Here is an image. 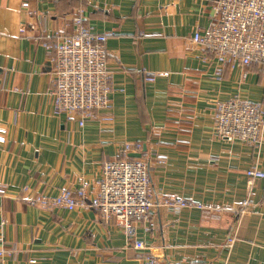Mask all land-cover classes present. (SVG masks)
Masks as SVG:
<instances>
[{
  "label": "crops",
  "instance_id": "crops-1",
  "mask_svg": "<svg viewBox=\"0 0 264 264\" xmlns=\"http://www.w3.org/2000/svg\"><path fill=\"white\" fill-rule=\"evenodd\" d=\"M214 2L0 0V247L17 250L6 264H141L149 254L162 264H264V177L252 183L246 173L256 159L264 170V142L258 152L220 137L214 120L217 102L236 94L264 101V68L226 65L216 75V58L193 41L209 26ZM79 11L93 31L109 34L113 83L111 108L84 125L54 112L53 51L36 40L73 31ZM127 141L143 143L139 156L151 163L156 190L204 208L156 207L129 239L115 218L90 205L47 209L24 201L84 181L94 196L102 162L119 157ZM135 239L151 248L134 247Z\"/></svg>",
  "mask_w": 264,
  "mask_h": 264
},
{
  "label": "built area",
  "instance_id": "built-area-1",
  "mask_svg": "<svg viewBox=\"0 0 264 264\" xmlns=\"http://www.w3.org/2000/svg\"><path fill=\"white\" fill-rule=\"evenodd\" d=\"M28 5L27 2L24 3ZM74 29L68 32L57 29L54 41L41 36L49 51H53V86L49 89L54 112L77 119L84 125L88 119L100 117L101 111L111 108L112 72L108 65L106 42L108 33L95 32L86 23L81 11L74 17ZM193 41L201 45L217 60L216 75L221 78L226 65L246 67L258 63L264 68V0H215L214 15L208 27L198 29ZM156 73H149L148 80H155ZM110 120L112 115H104ZM215 132L229 140L251 144L260 151L264 142V101H251L236 94L227 100L217 102L214 111ZM6 129L0 127V141H5ZM141 141H127L120 148V156L102 162V171L96 180V193L89 197V184L82 182L75 189L63 188L57 195L37 193L22 196L33 206L47 209H76L92 206L104 219L115 218L122 225L127 237L136 234V222L149 217L156 207L180 211L185 207L204 208V205L181 196L164 194L156 190L150 177L151 163L140 156ZM162 163L163 160H157ZM250 181L264 177L258 159L246 171ZM23 192L29 187L23 186ZM5 188L0 187V192ZM242 212L249 204L242 202ZM236 233L227 240L232 248ZM134 247L151 248L141 239H135ZM13 247H0V264L16 253ZM141 264H162L158 255H146Z\"/></svg>",
  "mask_w": 264,
  "mask_h": 264
},
{
  "label": "water",
  "instance_id": "water-1",
  "mask_svg": "<svg viewBox=\"0 0 264 264\" xmlns=\"http://www.w3.org/2000/svg\"><path fill=\"white\" fill-rule=\"evenodd\" d=\"M131 155H135V156H139L140 155V153H131Z\"/></svg>",
  "mask_w": 264,
  "mask_h": 264
}]
</instances>
